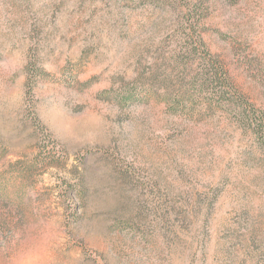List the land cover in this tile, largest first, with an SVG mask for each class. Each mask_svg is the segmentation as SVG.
<instances>
[{
    "label": "rangeland",
    "instance_id": "1",
    "mask_svg": "<svg viewBox=\"0 0 264 264\" xmlns=\"http://www.w3.org/2000/svg\"><path fill=\"white\" fill-rule=\"evenodd\" d=\"M203 1L0 0V264H264V0Z\"/></svg>",
    "mask_w": 264,
    "mask_h": 264
},
{
    "label": "trees",
    "instance_id": "2",
    "mask_svg": "<svg viewBox=\"0 0 264 264\" xmlns=\"http://www.w3.org/2000/svg\"><path fill=\"white\" fill-rule=\"evenodd\" d=\"M236 1L237 0H231V3H236ZM203 3L204 1L201 0V4ZM197 4L198 5L195 7V13L199 7V3ZM191 12L193 14V9ZM187 23L189 24L188 27L191 30V32L187 33L190 40L182 46L183 52L179 53L177 57L180 61L179 66L183 69L182 72L185 73L182 77L184 80L187 78L186 70H188V66L193 64V54H198L202 47H206L199 31V20L193 22L192 16L189 18ZM185 31H187V29H185ZM193 38H196V42L194 43ZM200 59L204 60L203 62L201 61V65L204 67L197 75L194 77L192 75V77L187 81V83L191 84L190 88L185 91L178 90L175 92L167 90L163 94H158L154 88H149L147 93L156 99L164 101V103L173 111L182 112V114L190 116L193 115V111L197 108L196 106L202 102L203 98H205L204 95L208 92L213 93L212 96L218 95L225 99H231L232 95L238 94V90L231 80V76L226 68V65L219 57H215L207 48H204V55ZM203 63L205 65H203ZM127 96L130 99H133L134 97L131 93H128ZM125 100L126 98H124L123 101Z\"/></svg>",
    "mask_w": 264,
    "mask_h": 264
}]
</instances>
